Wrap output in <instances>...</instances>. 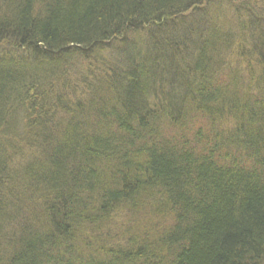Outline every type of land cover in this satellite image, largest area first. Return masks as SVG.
Listing matches in <instances>:
<instances>
[{"label": "trees", "instance_id": "trees-1", "mask_svg": "<svg viewBox=\"0 0 264 264\" xmlns=\"http://www.w3.org/2000/svg\"><path fill=\"white\" fill-rule=\"evenodd\" d=\"M230 1L0 0V264H264V17Z\"/></svg>", "mask_w": 264, "mask_h": 264}, {"label": "rangeland", "instance_id": "rangeland-1", "mask_svg": "<svg viewBox=\"0 0 264 264\" xmlns=\"http://www.w3.org/2000/svg\"><path fill=\"white\" fill-rule=\"evenodd\" d=\"M229 4L230 5H228V3L227 4L219 3L215 7L221 13L219 14V16L222 19V22L224 23L223 25H229L232 28H234V24H236V22H239L240 25H244V23H248V19L246 15L249 12H250L249 15L254 14L255 16H258V17H261L260 15H262L264 17V0H233V1H230ZM213 8L211 9V11L213 10ZM236 9L238 11H235ZM257 9H259L260 15L254 12ZM217 10H215L214 12H216ZM235 13L237 14V17ZM202 19H204V17ZM263 21H264L263 19H260L258 22L261 25H263L264 24ZM256 27L260 28V26H257V25Z\"/></svg>", "mask_w": 264, "mask_h": 264}, {"label": "bare ground", "instance_id": "bare-ground-1", "mask_svg": "<svg viewBox=\"0 0 264 264\" xmlns=\"http://www.w3.org/2000/svg\"><path fill=\"white\" fill-rule=\"evenodd\" d=\"M198 9V8H197ZM196 10V9H195Z\"/></svg>", "mask_w": 264, "mask_h": 264}]
</instances>
